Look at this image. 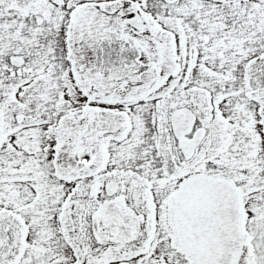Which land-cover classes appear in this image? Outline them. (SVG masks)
<instances>
[{"label": "snow or ice", "instance_id": "snow-or-ice-1", "mask_svg": "<svg viewBox=\"0 0 264 264\" xmlns=\"http://www.w3.org/2000/svg\"><path fill=\"white\" fill-rule=\"evenodd\" d=\"M0 264H264V0H0Z\"/></svg>", "mask_w": 264, "mask_h": 264}]
</instances>
